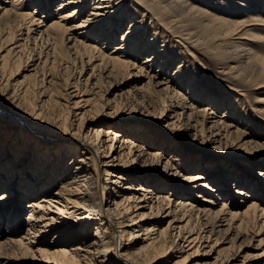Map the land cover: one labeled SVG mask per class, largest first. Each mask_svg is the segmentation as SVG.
<instances>
[{
    "label": "bare ground",
    "instance_id": "bare-ground-1",
    "mask_svg": "<svg viewBox=\"0 0 264 264\" xmlns=\"http://www.w3.org/2000/svg\"><path fill=\"white\" fill-rule=\"evenodd\" d=\"M131 5L141 8L143 15L135 18V14L128 10ZM245 11L249 12L250 20L257 21L245 20L242 15ZM256 13L264 14V0H0V22L9 28L4 32L2 30L0 37V167H11L8 168L10 173H0V188H3L0 194V264L23 259L6 255L3 248L7 244L35 245L41 242L37 239L49 232H57V237L62 233L63 237L66 236L59 241L66 240L68 248L58 251L61 256H68L71 260L46 258L41 260L44 264H114V254L118 258L117 264H159L160 257L170 252L164 235L172 236L177 231L174 235L183 242L178 243L179 250L186 246L211 245L210 250L216 251L223 243L235 246L238 240L251 232V220L255 225L262 221L264 226V197H255L264 190L260 184H253L251 190L246 189L251 182H247L246 188H236L235 193L240 197L252 198L245 207L229 203V199L223 200L219 208L216 207L218 198L229 193L232 180L244 185L243 181L247 178L242 177L247 176L248 172H255L250 164H245L251 161L249 155L238 157L242 167L238 173L230 172L233 169L223 170L226 185L216 190L215 186L220 182L217 163L210 165V160L200 157L189 158L184 163L187 156L182 158L176 154L178 152L167 159L166 153L172 152L171 148L167 151L155 150L153 137H147V144L140 146L136 143V135L127 137L125 130L118 133L114 122H97L109 126L92 128L78 137H68L65 139L67 143H64V139L60 143L55 142L50 133L62 123L50 118L44 111L53 91L47 89V94H44L46 90H42L40 96L47 95V103L42 98L35 107L31 106L32 100L25 95L29 86L11 89L12 86L8 88L5 83L8 80L9 61L16 57L22 59L23 55H34L37 49V59L45 57L44 62L48 64L58 62L56 60L61 55H85L87 60L81 56L82 67L84 64L92 65V74L84 83L80 79L73 83L65 80L64 93L74 100L70 106L72 109L92 105L93 96L101 92L99 86L102 78H122L126 81L118 80L116 84L125 85L132 76H140L148 79L147 84L152 86L153 91L168 94L171 102L167 111H177L174 117L181 119L189 110L188 120L193 117L195 123H187L182 128L184 134L194 131V138L199 135L203 143H221L228 136L229 129L235 127L234 122H228L230 117L232 120L234 118L228 113L232 109L227 106L226 114L220 118L217 111L221 101L215 102L214 98L207 97L201 103L198 95L188 97L181 91L184 85L176 81L180 79V82H184L185 74L180 70L173 75L170 73V62L163 59L168 52L166 44L156 46L157 32L151 37L147 36L150 31L146 28V16L155 18L167 30L170 29L168 25L162 23L164 16L174 17L177 22L183 23V30L191 25L195 28L201 26L211 39L216 38L213 47L221 55L231 56L238 67L246 70L250 66L258 69V65L263 63V58L259 56L261 54L243 43H256L264 39L263 35H253L247 29L251 24L264 26V19L255 18L258 17ZM123 24H128L127 29L122 28ZM185 34H190L189 39L194 36L192 33ZM234 35L244 41L233 39ZM63 44L67 53L60 48ZM139 55L146 56L137 66ZM28 64L25 67L27 71L34 65ZM155 64L159 65V69L155 70L157 73L153 69ZM97 68L102 69L98 77ZM131 69H137V72L133 73ZM126 70L129 71L122 73ZM53 78L47 81L51 82ZM68 86L74 87V91L69 92ZM194 91L195 86L190 84L189 93L194 94ZM136 94L126 95L125 99L131 104L134 100L149 112L153 106L151 99L144 94L138 98ZM121 103L123 105V100ZM173 113H170V117ZM78 114L74 113L75 116ZM101 117L115 122L123 120V116L105 110ZM174 123H169L167 127ZM206 123H211V126L206 128ZM37 124L41 129L37 130ZM188 125L191 130H188ZM236 130H240L239 127ZM5 138L7 141L3 144ZM119 141L120 145L116 146ZM175 144L174 147L179 148L178 143ZM20 150L22 154L18 155ZM162 164H165L163 175L156 180L151 174H155ZM206 167L211 169L208 175L203 172ZM194 169L202 172L188 178L184 176V170ZM180 174L187 184L183 186L184 189H176L177 194L171 193ZM150 175L152 177H145ZM6 178L8 180L3 182ZM46 181L47 186L42 188ZM55 186L56 191H52ZM165 186L169 187V191H159ZM191 189L198 191L191 194V198H186L187 194L190 195L186 190ZM183 190L185 196L181 194ZM29 198L32 200L24 204L25 199ZM146 209L150 210L149 214L142 213ZM8 211L13 213L12 219L9 215V221L13 222L16 218L17 224L4 231L3 218ZM24 211L28 214L20 219ZM164 221L168 222L162 229L160 224ZM24 227L25 234L18 237ZM238 253L237 257H240L243 249L239 248ZM229 259L225 264L232 261ZM240 264H264V250L245 256Z\"/></svg>",
    "mask_w": 264,
    "mask_h": 264
},
{
    "label": "rangeland",
    "instance_id": "rangeland-1",
    "mask_svg": "<svg viewBox=\"0 0 264 264\" xmlns=\"http://www.w3.org/2000/svg\"><path fill=\"white\" fill-rule=\"evenodd\" d=\"M55 9L56 7L54 6V11ZM128 10L135 14V18L138 16L141 17L143 15V11L141 8L131 5L130 9ZM242 15L244 19L249 20V22L257 21L250 20L251 16L249 12L245 11ZM255 16H258L255 18L264 19V14L256 13ZM258 21L262 22L261 20ZM145 23L147 26L146 28L150 31V33H148L147 35L148 37H151L157 32L158 44H156V46L166 44L168 55H164L163 59L164 61L170 62V73H172L173 75L175 71L180 70L182 74H185L184 82H180V79L176 81L184 85L183 89L181 90L182 92L187 94L188 97H196L198 95V99H201V103L205 102L207 100V97H210V99L211 97L214 98L215 102L221 101L220 108L217 111L218 117L220 118L221 116H224V114H226L227 106L230 108V110L232 109V112L229 111L228 113H230L232 118H234L232 120L230 117L228 122H234L235 127L233 126L231 129H229V132L227 134L228 136L224 138L221 143H203L202 137H200L199 135L194 138V131L189 132L188 134H184L182 128H185L187 126V123H195L193 117L191 118L192 120H188L189 110L185 112L184 116L181 117V119H179L178 117H174L176 116L177 111L176 113L167 111V107H169L171 102L168 98V94H165L164 91H153L152 86L150 84H147L148 79L140 76H132L130 79H128L129 81L125 85L124 83L119 85L116 84L118 80L121 82L126 81L122 78H119L117 80H113L112 78H102V80L100 79L101 83L99 86L101 88V92L93 96V106L91 105L90 107H80L79 109H72V107L70 106H72L71 103L74 100H72L64 93L65 80L73 83L74 81L80 79V81L84 83L86 79L92 74V65L84 64V68L82 67V57L87 60L85 55H61L60 57L57 55L59 58H57L56 60L58 61L56 62V65V63L54 62L52 64L44 62L45 57H43L42 60L37 59L39 57V55H36V53L39 51V49H37V51H34V55H21L22 59L21 57L11 59L7 68L8 73H6V79H8L5 82L7 83L6 87L8 86L9 88L12 86V89L22 87L24 85L27 87L29 86L30 88H27L25 95L29 100L33 101H30L31 106L35 107L39 105V102L42 98L44 102L48 100V96L44 95L47 94L48 90L53 91L54 94L52 95V99L48 100V108L46 106L44 108V111H46V115H48L50 118L52 117L54 119H58V121L62 123L58 129H55L50 133V137L53 136L52 138H55V142L59 141L60 143L63 139L65 141L66 138L72 136L78 137L80 133H88L92 128L103 129L109 126L102 125L97 122L104 121L106 122V124H108L109 122H114L116 124V130L118 133H122L120 132V130H125L127 133V137H133L134 135H136V137L138 138L136 140V143H138V145L140 146L147 144V137H153L152 141H155L156 143L154 147L155 150L159 149L160 151H162L164 149L167 151L168 148H171L173 151H167L166 153L167 159L172 154L178 152L176 154L182 156V158L183 156H187V159L184 163H187L188 159L193 157H200V159L206 158L210 160V165L214 162L217 163L220 170V172H218L217 178L220 182L215 186L216 190L226 185L225 182L227 181L226 177L224 176L223 170L227 169L230 171L233 169L234 171L230 172H235V174L238 173V171H240L242 168L241 165H239L240 159L238 157L243 154L249 155L251 161H246L245 164H250L255 172H248L247 176L242 177L244 179L247 178V180L243 181L244 185L236 184L232 180V185L228 187L229 193H227L226 195H221L220 197L218 196L219 198L216 201L217 208H219L222 201L226 199H229V203L234 202L239 206L245 207L248 200L252 198L244 199L243 196L240 197L239 195H237V193H235L236 188H246L247 182L248 184L249 182H251V184H249V187L246 188L247 190H251L252 187L257 184H260V186H264V39L256 43H253L251 41L243 42V39H239L237 38V35H234L233 39L252 46L257 53L261 54L259 56L263 58V63L259 64L260 66L258 65V69L250 66L249 68H246V70H242V68L237 66V62L234 61L231 56L225 57L224 55H221V53H219L218 49L213 47V41L216 38L211 39V36L201 26L195 28L194 25H191L189 26V29L183 30V23L177 22L174 17L166 16L163 17L162 23L168 25V27L170 28L168 30L163 29V26L158 24L155 18L149 19V17L146 16ZM127 27L128 24L122 25L123 29H127ZM7 29H9L8 25L0 22V37L2 36L1 34ZM247 29L248 32L253 35L264 36V26L262 25L251 24L248 25ZM120 33L121 32L119 31V35ZM185 33H192V35L194 36L193 38L189 39L188 37L190 36V34ZM184 38L188 40L186 41ZM61 46V50L67 53L66 46L64 44ZM3 54H5V52ZM145 56L146 55L138 56L137 66L141 65V62H143ZM52 59L53 58H51V60ZM44 63L46 66L44 65ZM66 63L69 65H67ZM95 63H99V61H96ZM160 63L161 61L158 62L159 65ZM27 64L34 65L27 71L25 68ZM158 64H155L153 68L154 71L159 69ZM63 67L65 70L63 69ZM250 68H252L253 70ZM128 71L129 70H126L122 73ZM131 72L135 73L137 72V69H131ZM155 72L157 73V71ZM98 73H102L101 68H97V77L99 76ZM52 77L55 78H53V81H51L52 83L48 82L47 80L50 81ZM190 84H193L195 86L196 91H194V94L192 92L189 93ZM68 88L69 92L74 91V87L68 86ZM42 90H46V93L40 96V92ZM48 94L50 95V92ZM134 94L138 95V98L140 97L139 95L144 94L151 99L153 106L150 107L149 112L147 110H144L141 105L135 103L134 100H132V104L131 102L128 103V100H126L125 97H127L128 95L134 96ZM163 96L165 101L163 99ZM122 100L123 105L122 103L119 104V102H122ZM52 101L54 103H51ZM139 102H141V98ZM201 103H198V105H201ZM135 104H137L135 106L136 108L134 107ZM102 110L112 112L113 114L117 113L119 116H123V120L120 119L119 121L115 122V120L111 121V119H106L107 117H101L103 112ZM74 113L79 114L75 116ZM170 113H173L172 117H170ZM145 118H147L149 121H147ZM64 122H66V124H64ZM172 122H175L173 124L174 126L169 125L167 127V125L169 123L172 124ZM184 122L186 124H183ZM188 126V130H191V126ZM210 126L211 123L205 124L206 128H209ZM35 127L37 128V130L39 128L41 129V126L39 124H37ZM237 127H239L240 130L237 131ZM128 129L129 133L127 132ZM43 134H45V132H43ZM244 134L245 136H242ZM6 141L7 138H5L3 144H5ZM64 143L67 142L65 141ZM120 143L121 141H119L116 146H119ZM175 143H178L179 148L174 147V145H176ZM173 147L175 148V150L173 149ZM20 154H22L21 150L20 152H18V155ZM136 154L138 153L136 152ZM164 165L165 164L160 165L155 174H151L154 179L157 180L159 179V176L161 177L163 175ZM187 166L188 164L185 165V167ZM8 168H11L10 165H5L4 168L0 167V173H10L11 170H8ZM196 172L202 171H198V169H194V171L184 170L183 174L186 178H188ZM203 172L204 174L207 173L206 175H208L209 172H211L210 167H206ZM260 173L263 175H260ZM151 175L145 177H152ZM178 179V181H174L176 186L172 188L171 193L174 192L177 194L176 189H178L179 191L180 188L184 189L183 186H186L187 182L183 180L181 174L179 175ZM7 180L8 179L6 178L3 182ZM129 182L130 181H128V183ZM153 182L157 183L158 181L154 180ZM125 183L127 182L125 181ZM47 184L48 181L44 182L42 184V188H45ZM145 184L149 185L151 183L145 182ZM53 190L56 191V186L52 188V191ZM159 191L167 192L169 191V187L165 186L159 189ZM197 191V189H191L190 191L186 190V193L188 192L190 194H187L186 198H191V196H193L191 194L196 193ZM2 192L3 188H0V194ZM100 193L102 194V191ZM42 194L43 193H41L39 196H41ZM181 194L185 196V190H183V193ZM255 197L256 199L264 197V190L260 191ZM31 200L32 198L25 199L23 203L25 204ZM144 212L146 214H149L150 210L146 209L142 213ZM11 214L13 213H11V211H8L3 218L2 227L4 231H6L9 226L13 227L17 224V221H15L16 218L13 222L12 220L9 221L10 216L12 219ZM27 214V211L21 213L20 219L21 217H26ZM252 221L253 220H251L250 222L251 232H248L245 237L238 240L235 246H233L232 243H223L220 247L217 248L216 251L210 250L211 245L208 247H204V245H197L195 247L186 246L182 250H179L177 245L178 243L183 244V242L177 237V235H174L175 233L177 234V231L173 232L174 234L172 233V236L164 235L163 238H166L167 245L169 246L168 250H170V252L168 253L169 255H163L160 257V260L158 259L159 264H225L226 260H228L229 258V260H232V258H234L235 256L237 257V255L239 254V248H242L243 253L240 254V257L238 256L237 259H233L229 263L240 264L245 256L254 255L264 250V226L262 224V221H260L259 224L256 225L254 224V222L252 223ZM167 222L168 221H164L163 223H161L160 227L164 229L167 226ZM25 232L26 230L24 227V229L20 231L18 237L24 235ZM257 232H259V234ZM56 234L58 233L49 232L47 235H44L43 238L37 239L41 242L35 243V245L32 244L24 246H12V244H7V246L3 248L6 255L13 257H23V259L14 260L9 264H44L41 260H44L46 258L55 259L58 261H70V257H63L58 251V249L67 247V244H65L66 240L61 241L62 243L59 241L64 239L66 236L63 237L62 233V235L59 234L60 237H57ZM43 239H45L46 241L42 242ZM75 244L78 245V243ZM36 249H38V251ZM218 250L221 252L218 253ZM113 260L114 264H117L118 258L115 254L113 255ZM83 263L84 262H82V264ZM76 264H81V262H76Z\"/></svg>",
    "mask_w": 264,
    "mask_h": 264
}]
</instances>
